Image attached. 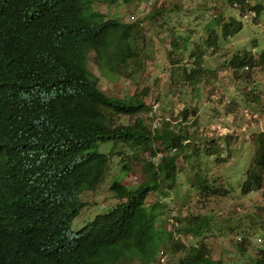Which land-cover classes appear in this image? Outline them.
Segmentation results:
<instances>
[{
	"label": "trees",
	"instance_id": "obj_1",
	"mask_svg": "<svg viewBox=\"0 0 264 264\" xmlns=\"http://www.w3.org/2000/svg\"><path fill=\"white\" fill-rule=\"evenodd\" d=\"M95 1L100 0H0V264H132L135 259L159 264L156 253L166 258L161 247H168L164 239L171 231L154 225L162 204L145 201L160 183L171 187L176 181V153L171 148L180 147L182 137L165 119L152 131L141 117L121 122L101 110L104 106L130 116L150 105L136 92H104L89 69L90 51L99 66L113 74L127 70L132 76V65L143 61L142 20L122 21L95 8ZM227 1L242 21L243 10L254 9L253 20L264 10V0ZM146 6L142 17L156 20L179 11L181 0H156ZM240 28L241 21L228 20L211 28L204 40L217 46L220 33L227 36ZM170 42L173 50L176 39L172 36ZM201 52L198 45L192 50L189 62L194 66L184 68L185 77H197ZM261 63L264 47L258 56L242 50L229 59L237 74H249ZM246 100L262 105L258 90H246ZM108 139L143 143L152 148L153 157L156 151L164 153L143 163L148 177L135 186L113 180L110 188L119 202L73 232L71 221L86 204L80 193L100 184L109 160L107 152L93 147ZM205 149L220 157L216 143ZM122 168L130 170L125 163ZM200 181L198 187L207 193L227 191L216 181ZM250 189L264 194V129L255 137L254 155L240 184L242 193ZM207 222L206 215L186 217L182 231L194 236L188 244L171 243L185 253L175 263L166 258L165 264H215L204 241ZM252 264H264V246Z\"/></svg>",
	"mask_w": 264,
	"mask_h": 264
},
{
	"label": "rangeland",
	"instance_id": "obj_2",
	"mask_svg": "<svg viewBox=\"0 0 264 264\" xmlns=\"http://www.w3.org/2000/svg\"><path fill=\"white\" fill-rule=\"evenodd\" d=\"M147 4L148 0L93 3L95 8L122 21L141 19L143 28L140 41L143 61L132 65L135 67L132 76H128L127 70L113 74L101 68L94 52H89L87 65L98 77L99 87L114 96L136 92L150 105L149 110L130 116L117 115L104 106L100 108L107 117L117 116L121 122L134 123L141 117L152 131L163 126L165 119L166 126L182 137V145L171 148L176 153V181L171 187L160 183L145 201L162 204V212L154 225L171 231L170 238L164 239L169 248L161 247L167 260L175 263L185 253L184 248L179 245L174 248L171 243L188 244L191 240L182 231L186 217L206 215L204 241L215 264H252L259 248L264 246V194L262 189L242 193L240 184L254 155L255 137L264 129V63L254 66L249 74L244 70L237 74L229 59L242 50H251L258 56L264 47V10L257 19L248 22L240 19L227 0H181L179 11L153 20L142 17ZM233 19L241 21L238 32L227 36L220 33L217 46L204 40L211 28ZM172 36L177 43L173 50ZM197 45L204 54L199 61L202 69L195 79L187 78L184 68L194 66L189 61ZM248 89L259 91L262 105L246 100ZM213 143L219 147V158L206 153V145ZM93 149L107 152L109 160L100 184L80 193L86 204L71 221L73 232L119 202L110 188L113 180L135 186L148 177L143 163L150 158L156 161L164 153L156 151L153 157L152 148L132 140L108 139L98 142ZM123 163L130 166L129 171L122 168ZM200 179L209 183L216 181L227 191L216 195L207 193L198 187ZM171 208L180 217V227L174 231L168 219ZM242 236L245 239L240 243ZM156 255L159 258V253ZM140 261L135 259L132 264H142Z\"/></svg>",
	"mask_w": 264,
	"mask_h": 264
},
{
	"label": "built area",
	"instance_id": "obj_3",
	"mask_svg": "<svg viewBox=\"0 0 264 264\" xmlns=\"http://www.w3.org/2000/svg\"><path fill=\"white\" fill-rule=\"evenodd\" d=\"M155 0H148L149 4H152ZM235 6H237L236 2L233 3ZM256 16V11L254 9H245L242 11V18L244 21H252ZM244 68H247V65L244 66ZM226 101H230L228 98H226ZM170 226L171 229H177L180 227V221L177 218V212L175 208H171L170 216H169ZM176 235H180V233H177ZM188 237L192 238L193 234H189ZM163 251L160 250V254ZM166 258L165 255H160L158 259L159 264H165Z\"/></svg>",
	"mask_w": 264,
	"mask_h": 264
}]
</instances>
